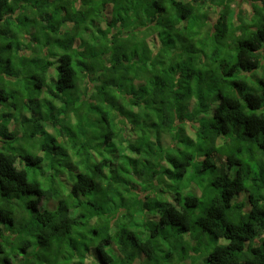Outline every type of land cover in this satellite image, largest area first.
<instances>
[{
  "label": "trees",
  "instance_id": "16d2710c",
  "mask_svg": "<svg viewBox=\"0 0 264 264\" xmlns=\"http://www.w3.org/2000/svg\"><path fill=\"white\" fill-rule=\"evenodd\" d=\"M24 1L0 0V264H185L200 237L198 264H264V0Z\"/></svg>",
  "mask_w": 264,
  "mask_h": 264
},
{
  "label": "rangeland",
  "instance_id": "374dc122",
  "mask_svg": "<svg viewBox=\"0 0 264 264\" xmlns=\"http://www.w3.org/2000/svg\"><path fill=\"white\" fill-rule=\"evenodd\" d=\"M248 2H249V0H237V2L235 3V5H236V7L237 6H240L241 7V9H242V13L244 14V16H247L246 14L248 13ZM241 3V4H240ZM215 6H216V3L215 2H213V1H211V0H206L205 1V3L203 4V8H202V10H206V9H209V11L208 12H210V14L214 11V9H215ZM201 10V11H202ZM249 11H250V9H249ZM201 37L202 36H196V38H199V39H201ZM21 51H22V53H23V51H25L27 54H30L31 53V50L28 48V47H25V45L24 44H22L21 43ZM114 104L115 105H119V103L118 102H114ZM57 139H59V137H57ZM37 144H36V142H34L33 141V143H31V141H24V140H17L16 142H14V144H13V148L15 149V151L16 150H18L19 152L20 151H26V152H34V153H36V152H38V150H36L37 149V146H36ZM166 172H168L167 170H166ZM148 175H150V173L148 174ZM149 177V176H148ZM39 178L40 179H42V176H39ZM115 195V194H114ZM103 197L102 196H97L96 197V200L95 201H97V202H99L100 203V200L102 199ZM113 199L115 200V202H116V204L117 205H119V206H121V203H122V201H121V199H120V197H118V196H114L113 197ZM107 199H105V201H106ZM109 201H111V199L109 198L108 199ZM129 201H130V199H129ZM128 203V202H127ZM97 219H100V217H96ZM132 229H138V231L139 232H141L142 231V229L141 228H139V227H137V228H130V230H132ZM128 238L126 237L125 238V243L124 244H126L127 242H128ZM213 239H211L210 237H206V243L207 244H210L211 246H213V244H215V243H213V241H212ZM205 240H204V237H200V239L199 240H196V239H193L192 240V247H193V249L194 250H192V254H191V257H190V259L185 263V264H193L194 262H195V260H197V262H196V264H198L200 261H201V251L203 250V248L202 247H204L205 246V243H204V245L202 246V244H203V242H204ZM221 241V240H220ZM198 246H201V248H200V252L199 253H196V251H197V249H196V247H198ZM115 251H116V248H115ZM162 255V254H161ZM141 256H143V255H141ZM196 257V258H194V257ZM89 259H90V261H92V259H93V257H89ZM200 259V260H199ZM135 263L134 264H140L139 263V260L138 259H136V261H134Z\"/></svg>",
  "mask_w": 264,
  "mask_h": 264
},
{
  "label": "clouds",
  "instance_id": "9594fccd",
  "mask_svg": "<svg viewBox=\"0 0 264 264\" xmlns=\"http://www.w3.org/2000/svg\"><path fill=\"white\" fill-rule=\"evenodd\" d=\"M216 7H217V5H216ZM233 7H235L236 8V6H235V4H233ZM248 7H250V5L248 6ZM210 15V17H213L214 15H212V14H209ZM17 16H19L20 17V13L18 14V15H15L14 17H15V20H16V17ZM22 44H24V43H22ZM20 49H22V48H20ZM25 51H23V53H24ZM22 53V54H23ZM134 95V94H133ZM47 197H49V195L47 196L46 195V197H44V200H43V202H42V208L43 207H46L47 209H50V210H52L53 208H54V206H55V204H56V202H55V198L54 197H51V203L49 204V202L47 201ZM141 201V200H140ZM142 202V201H141ZM134 203V202H133ZM132 203V204H133ZM128 210H121V211H119L117 214H114L113 215V218H112V223L113 224H115L116 223V225L115 226H121V224H123V222H124V220L126 219V216L128 217ZM96 218V217H95ZM95 221H99V220H97V219H94ZM110 241H114L113 242V248H114V250H115V248H116V251H117V246H116V244H114L115 242H117V239L115 238V235H114V233H113V236H112V238L110 239ZM195 249V248H194ZM201 254V253H200ZM201 256H202V254H201ZM203 258V257H202Z\"/></svg>",
  "mask_w": 264,
  "mask_h": 264
},
{
  "label": "crops",
  "instance_id": "0c3cea01",
  "mask_svg": "<svg viewBox=\"0 0 264 264\" xmlns=\"http://www.w3.org/2000/svg\"><path fill=\"white\" fill-rule=\"evenodd\" d=\"M23 1H24V0H22V2H23ZM41 2H42V0H35V1L33 0V1H32V4H34V3H41ZM23 4L25 5V4H27V2L24 1ZM137 95H141V94H137ZM137 97H138V96L131 95V96H126L125 99H126L127 102H129L130 98L138 99Z\"/></svg>",
  "mask_w": 264,
  "mask_h": 264
}]
</instances>
